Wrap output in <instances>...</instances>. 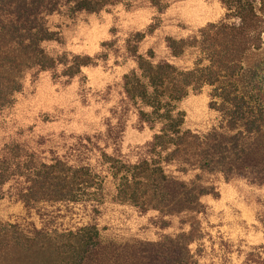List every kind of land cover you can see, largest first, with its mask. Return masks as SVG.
Returning a JSON list of instances; mask_svg holds the SVG:
<instances>
[{
	"label": "trees",
	"instance_id": "1",
	"mask_svg": "<svg viewBox=\"0 0 264 264\" xmlns=\"http://www.w3.org/2000/svg\"><path fill=\"white\" fill-rule=\"evenodd\" d=\"M134 1L0 0V109L13 103L28 69L57 71L60 66L71 79L100 60L50 55L43 45L56 39L49 16L97 13ZM146 1L160 13L168 8V0ZM219 1L225 10L220 19L179 38L164 39L171 56L196 51L192 66L179 67L169 57H156L152 49L139 50L140 42L152 37L160 22L151 24L147 34L127 39L130 46L125 50L136 68L121 83L100 91L104 114L99 121L82 132L40 135L36 149L26 153L18 143L7 149L10 159L0 160V199L21 203L24 212L0 221V264L38 253L49 258L48 264H87L106 228L105 191L110 181L115 185L114 201L148 211L151 225L162 226L166 237L158 236V243L168 264H231L233 244L212 235L208 220L181 219L175 231L166 234L172 221L152 213L167 212L158 202L166 191L170 165L183 173L196 172L181 191L190 204L201 208L200 197L207 195L206 187L198 183L201 173L233 170L235 161L247 153L246 140L264 130V110L239 93L232 80L242 69L247 50L258 49L263 42L264 0ZM205 85L211 87L209 105L219 113V128L226 131V138L216 130L200 135L183 127L185 113L178 102L189 89ZM201 211L207 214L204 207ZM257 260L264 264L263 258ZM244 261L251 263L250 254Z\"/></svg>",
	"mask_w": 264,
	"mask_h": 264
},
{
	"label": "rangeland",
	"instance_id": "2",
	"mask_svg": "<svg viewBox=\"0 0 264 264\" xmlns=\"http://www.w3.org/2000/svg\"><path fill=\"white\" fill-rule=\"evenodd\" d=\"M224 11L219 0H168V8L162 13L149 1L136 0L97 13L62 12L49 16V26L55 31L56 39L43 45L50 55H90L100 60L84 66L81 74L71 79L60 66L57 71L28 69L21 89L13 95V103L0 109V160L10 159L8 150L15 143L21 144L26 153L36 149L40 135L82 132L99 121L104 114L100 91L107 85L121 83L123 76L136 68L130 52L125 50V46H130L129 37L140 32L147 34L151 24L160 22L153 36L140 42L139 50L145 53L152 49L158 58L169 57L179 67H189L197 52L186 49L179 56H171L165 37L179 38L192 33L209 21L220 19ZM262 41L260 48L247 50L242 69L232 80L239 93L264 110V33ZM107 42L115 45L106 46ZM210 92L207 85L199 90L189 89L178 102L185 113L183 127L200 135L216 130L226 138V131L219 128V113L210 108ZM131 138L135 139L136 135ZM245 144L247 153L235 161L233 170L201 173L202 180L198 183L207 191V195L200 197L201 208L190 204L181 191V185L190 184L196 172L183 173L170 165L166 169V191L161 192L158 202L167 212L164 215L160 209L152 212L172 221L166 234L174 232L181 219L199 218L204 223L208 220L212 235L228 238L233 244L231 264H245L248 254L250 264L260 263L257 260L260 257L264 259V130L250 136ZM105 196L106 228L87 264H168V259H162L165 252L158 243V236L165 231L160 225H151L150 213L114 201L112 181L107 183ZM202 207L207 214L201 211ZM23 212L21 203L7 197L0 199V221L11 220V215ZM163 236L166 237L165 233ZM213 243L216 250L218 245ZM7 262L48 264L49 258L38 253Z\"/></svg>",
	"mask_w": 264,
	"mask_h": 264
}]
</instances>
